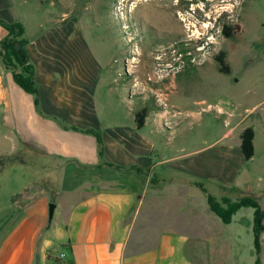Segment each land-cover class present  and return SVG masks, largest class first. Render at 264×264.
Returning <instances> with one entry per match:
<instances>
[{
  "label": "crops",
  "instance_id": "obj_1",
  "mask_svg": "<svg viewBox=\"0 0 264 264\" xmlns=\"http://www.w3.org/2000/svg\"><path fill=\"white\" fill-rule=\"evenodd\" d=\"M14 2L0 0V19L22 25L18 38L34 68L39 109L5 64L8 29L0 23V156L42 162L19 171L28 183L0 198V264H195L179 258V249L215 239L224 223L207 195L228 197V188L247 194L239 186L261 168L264 78L235 102L237 114L218 98L208 103L222 107L219 116L196 106L170 128L151 115L137 127L131 108L101 94L100 62L80 28L60 14L32 35ZM261 47L264 36L254 41ZM206 114L221 121L214 137ZM247 126L254 154L246 161L240 132Z\"/></svg>",
  "mask_w": 264,
  "mask_h": 264
},
{
  "label": "rangeland",
  "instance_id": "obj_2",
  "mask_svg": "<svg viewBox=\"0 0 264 264\" xmlns=\"http://www.w3.org/2000/svg\"><path fill=\"white\" fill-rule=\"evenodd\" d=\"M18 1L19 21L32 35L60 14L63 22L80 28L100 62L101 94L108 92L116 105L131 108L134 114L147 109V115L157 117L167 128L188 109L203 108L218 98L219 104L230 105L231 114H237L235 102L250 96L249 91L264 78V48H254V41L264 36V0ZM224 22L240 27L234 40L223 36ZM220 50L226 53L229 74L218 71L214 56ZM211 113L219 116L215 110ZM212 114L205 115V126L211 124L214 137L221 121ZM256 149L258 176L239 186L247 194L228 188L226 195L231 201L243 194L251 196L264 211V136L260 131ZM31 168L29 164L6 167L0 174V198L28 183V176L19 171L29 173ZM214 198L226 207L222 197ZM254 215V207L241 206L230 222L220 223L215 239L187 242L179 249V258L195 264H255ZM258 235V264H264V230Z\"/></svg>",
  "mask_w": 264,
  "mask_h": 264
},
{
  "label": "trees",
  "instance_id": "obj_3",
  "mask_svg": "<svg viewBox=\"0 0 264 264\" xmlns=\"http://www.w3.org/2000/svg\"><path fill=\"white\" fill-rule=\"evenodd\" d=\"M0 23L8 29V35L2 40L1 44L5 51L3 54L5 64L14 68L13 77L14 80L27 92L33 94L34 102L36 107L39 109V91L37 85L34 81V68L33 65L29 62L25 51L23 50L24 41L19 39L23 32L22 25L17 22H6L0 19ZM222 34L228 39H235V35L240 31V27L237 24H232L229 22H224L222 24ZM17 48H20L21 52L25 55V62L20 60V57L16 51ZM214 59L217 63L218 71L221 73L229 74L230 66L226 61V53L224 50H220L215 56ZM190 63V61H187ZM17 66L20 70L17 71ZM191 71H195V68L189 66ZM189 75V74H188ZM191 75V74H190ZM196 75V71L194 73ZM147 115V109H142L139 112L135 113V122L136 126L140 127L143 124L144 118ZM253 135L254 131L252 126H247L242 129L240 132V147L243 153L245 160H250L254 154L253 148ZM99 143V154H101V140L98 136ZM42 161L38 160L36 157L32 156L29 158L23 154H5L0 156V170L5 169L6 167H11L15 164H40ZM14 199V198H13ZM207 202L210 210L216 214L222 222L228 223L231 220L232 214L239 209L241 206H252L255 208L254 215V227H255V250L257 253V259L255 264H258V252H259V232L264 230L263 217L264 211L259 206L255 198L251 196H242L234 201H231L228 197H222V202L226 204V207H222L215 198L208 194Z\"/></svg>",
  "mask_w": 264,
  "mask_h": 264
},
{
  "label": "built area",
  "instance_id": "obj_4",
  "mask_svg": "<svg viewBox=\"0 0 264 264\" xmlns=\"http://www.w3.org/2000/svg\"><path fill=\"white\" fill-rule=\"evenodd\" d=\"M202 110H205V111L215 110L218 114L223 113V109L221 106L214 105L212 103H206V105L202 108ZM62 256H63V254H62Z\"/></svg>",
  "mask_w": 264,
  "mask_h": 264
},
{
  "label": "water",
  "instance_id": "obj_5",
  "mask_svg": "<svg viewBox=\"0 0 264 264\" xmlns=\"http://www.w3.org/2000/svg\"><path fill=\"white\" fill-rule=\"evenodd\" d=\"M16 51H17V53H18V55H19V57H20V60H21L22 62H25V60H26L25 55L21 52L20 48H17ZM53 207H54V206H53V203H50V205H49V217L52 216V213H53Z\"/></svg>",
  "mask_w": 264,
  "mask_h": 264
}]
</instances>
